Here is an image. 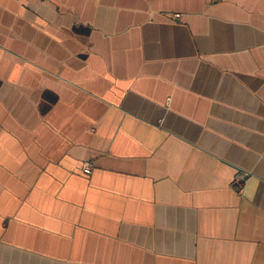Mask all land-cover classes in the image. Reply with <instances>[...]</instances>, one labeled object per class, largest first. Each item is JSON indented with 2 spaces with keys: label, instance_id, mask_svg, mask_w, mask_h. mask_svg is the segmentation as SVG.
Segmentation results:
<instances>
[{
  "label": "crops",
  "instance_id": "obj_1",
  "mask_svg": "<svg viewBox=\"0 0 264 264\" xmlns=\"http://www.w3.org/2000/svg\"><path fill=\"white\" fill-rule=\"evenodd\" d=\"M0 264H264V0H0Z\"/></svg>",
  "mask_w": 264,
  "mask_h": 264
},
{
  "label": "built area",
  "instance_id": "obj_2",
  "mask_svg": "<svg viewBox=\"0 0 264 264\" xmlns=\"http://www.w3.org/2000/svg\"><path fill=\"white\" fill-rule=\"evenodd\" d=\"M91 170V164L90 163H84L83 165V171L89 172ZM233 185L236 186L239 190L242 188L243 185V177L241 174L236 173L233 179Z\"/></svg>",
  "mask_w": 264,
  "mask_h": 264
}]
</instances>
